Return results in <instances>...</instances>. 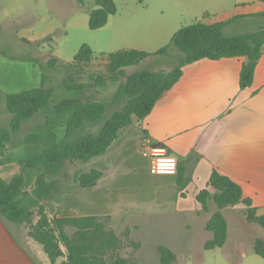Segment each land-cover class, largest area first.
<instances>
[{
  "label": "trees",
  "instance_id": "trees-1",
  "mask_svg": "<svg viewBox=\"0 0 264 264\" xmlns=\"http://www.w3.org/2000/svg\"><path fill=\"white\" fill-rule=\"evenodd\" d=\"M94 7L89 19L91 30L106 26L110 16L118 11L114 0H95ZM252 18L262 19L264 12L236 16L213 24L195 22L181 27L161 50L155 53L139 50L112 53L108 56L105 74L89 76L87 82L78 83L73 81L72 76L82 74L84 67L93 60V50L85 44L74 62L68 64V77L63 83L64 88L75 92L76 96L58 101L56 89L46 86L44 74L41 87L5 95L6 108L12 117L10 127L0 129V153H4L12 136L21 130L24 123L36 117H43V123L24 137L26 156L17 162L19 171L10 179L0 176V217L25 225L29 238L43 248L52 264H57L61 259L62 264H104L93 255L95 244L89 238V234L93 233L102 240L103 245H109L108 233L101 222L103 218L52 217L48 213L54 197L71 182V175L66 171L67 164L87 163L105 155L119 131L131 125L134 119L142 121L149 116L162 96L180 81L184 68L189 65L202 60L247 58L241 70L240 86L243 89L251 86L262 56L264 28L231 36L225 34V29ZM171 49H177L182 54L171 71L162 73L141 68L127 72L150 58H155L156 62L157 58L169 55ZM28 61L40 66L38 61ZM58 63L59 60L53 58L47 64L54 69ZM40 69L42 71V66ZM109 81L118 84L116 92L105 99L97 98L94 94L98 93L96 89L104 88ZM111 105L120 108L104 120ZM102 122L98 133L82 132L86 125L97 126ZM58 128L65 129L61 139L56 133ZM155 147L160 154L166 152L164 147ZM6 162L0 161V166ZM102 176L96 170L82 174L79 187L93 188ZM178 185L182 189L186 185L181 174ZM197 200L204 212H210L211 200L217 208L206 224V230L213 235L205 244L206 250L222 248L228 241L229 225L222 212L227 207L243 204L247 208V222L264 229V215L258 216L252 200L244 197L242 187L218 170L213 171L208 187L200 191ZM67 228L77 230L73 237L67 233ZM158 251L162 264L177 260V256L167 247L161 246ZM254 251L264 259L262 239L255 241Z\"/></svg>",
  "mask_w": 264,
  "mask_h": 264
},
{
  "label": "crops",
  "instance_id": "crops-1",
  "mask_svg": "<svg viewBox=\"0 0 264 264\" xmlns=\"http://www.w3.org/2000/svg\"><path fill=\"white\" fill-rule=\"evenodd\" d=\"M236 7L237 14L210 20L209 24L264 12V0H248V4ZM246 61L244 57L202 60L185 67L180 81L162 96L149 116L142 121L134 119L121 129L105 155L85 163L87 169L75 179L76 185L54 197V214L113 222L168 214L178 216L171 221L192 224L203 223L202 217L208 214L204 222L208 232L206 224L216 209L202 211L197 195L218 170L242 187L258 216L264 215V46L254 81L243 89L240 74ZM25 64L0 56V91L12 95L28 90ZM37 82L35 88L41 87L42 76ZM145 143L164 147L178 160L179 172L153 175L150 160L142 153ZM8 146L0 157L7 162L0 168L17 164L26 156L25 144L24 157L19 160L15 159L16 148ZM93 170L103 174L98 184L79 187L80 176ZM180 174L186 182L183 189L178 185ZM125 212L129 213L125 216ZM0 264L51 262L43 248L29 238L25 225L0 217Z\"/></svg>",
  "mask_w": 264,
  "mask_h": 264
},
{
  "label": "rangeland",
  "instance_id": "rangeland-1",
  "mask_svg": "<svg viewBox=\"0 0 264 264\" xmlns=\"http://www.w3.org/2000/svg\"><path fill=\"white\" fill-rule=\"evenodd\" d=\"M118 11L110 16L108 23L101 29L89 28L90 12L95 8V0H0V56L27 63L28 90L41 82L46 76V86L54 87L57 100L76 96L64 88L68 77V64L74 62L81 47L89 45L93 50V60L84 67L80 75L72 76L74 82H87L89 76L97 77L107 72V59L112 53L139 50L157 52L170 43L171 37L184 26L195 22L210 23V20L237 14V4L243 6L248 0H114ZM248 9L243 7V9ZM210 14V17H207ZM264 28V18L233 24L225 29L226 35L256 32ZM182 54L171 49L170 54L150 58L140 66L130 68L128 73L149 68L167 73L179 62ZM57 58L58 66L48 67V61ZM3 59V58H1ZM28 59L38 61V64ZM34 65V66H33ZM37 82V83H36ZM118 89V84L111 81L104 88H97L94 93L99 99L110 97ZM5 93L0 91V111L7 110ZM118 105H111L105 119L111 117ZM4 121L0 129L9 128L12 115L3 112ZM43 123V117H36L22 125L21 130L12 136L10 150L16 148L15 159L24 157V137ZM103 122L97 126L86 125L83 133H98ZM58 138L65 135V129L58 128ZM4 155L0 153V157ZM10 153H6L9 157ZM0 159L1 160H4ZM10 159V158H9ZM85 163L67 164L66 171L71 175L67 187H74L75 179L87 169ZM19 171L18 164L0 168V176L10 179ZM59 193V194H60ZM58 196V194L56 195ZM55 196V197H56ZM210 207L217 211L211 200ZM246 206L243 204L227 207L222 212L229 225V237L222 248L206 250L205 244L211 234L205 231L203 223H185L173 218L176 215H158L149 218L125 219L124 222L103 219L108 233L109 245L89 234L95 244L93 255L104 264H162L159 247L170 249L177 260L171 264H264V259L254 251L257 239L264 241V229L246 220ZM127 210V208L125 209ZM48 213L54 217L52 206ZM129 213V212H128ZM128 213H123L125 216ZM188 225L190 227L188 228ZM67 233L74 236L75 228H67ZM49 259V258H48ZM51 262V261H50ZM61 259L57 264H62ZM52 264V263H51Z\"/></svg>",
  "mask_w": 264,
  "mask_h": 264
},
{
  "label": "built area",
  "instance_id": "built-area-1",
  "mask_svg": "<svg viewBox=\"0 0 264 264\" xmlns=\"http://www.w3.org/2000/svg\"><path fill=\"white\" fill-rule=\"evenodd\" d=\"M142 153L150 160V171L153 175H176L178 173V160L166 152L160 154L155 145L145 143Z\"/></svg>",
  "mask_w": 264,
  "mask_h": 264
}]
</instances>
